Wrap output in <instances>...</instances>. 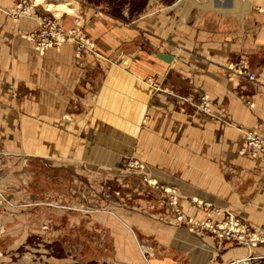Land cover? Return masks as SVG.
Listing matches in <instances>:
<instances>
[{
	"label": "rangeland",
	"instance_id": "rangeland-1",
	"mask_svg": "<svg viewBox=\"0 0 264 264\" xmlns=\"http://www.w3.org/2000/svg\"><path fill=\"white\" fill-rule=\"evenodd\" d=\"M75 1L78 2L77 16L83 18L85 23L89 21L80 13L82 7L91 8L117 21L121 24L122 33L128 30L137 34L132 41L125 42L107 57L102 52L92 54L102 66L101 69L120 68L127 74L133 73L136 63L140 66L136 59L145 52H171L180 62L178 59L183 51L173 38L179 27L193 32L195 29L199 32L205 24L215 30L217 26L219 29L226 27L228 37L234 35L235 45L242 29L245 38L247 36L254 45H257V37L264 29V0H245L246 7L236 11L232 6L233 0H212L209 3L205 0ZM0 5L6 6L1 2ZM39 9L36 17L42 11ZM74 16H67V21H73ZM147 16L150 20H164L169 28V40L175 43L164 46L162 40H157V32L148 33L145 26ZM122 36L125 37L124 34ZM151 42L155 47H151ZM262 49L261 53L251 50L243 53L245 56L239 55L256 74L264 67ZM238 59L235 56L227 66L228 76L234 84L241 80L248 83L234 76L230 69ZM169 66L164 80L168 79L169 73L175 76L181 73L172 64ZM149 74L152 75L148 73L147 78L141 79L142 84L152 83V88L158 85L155 89L161 92L173 91L164 86L165 81L158 82L156 77ZM256 82L257 79L248 84ZM118 90L116 94H123ZM94 95L89 99L95 100L98 94ZM199 99L200 96L198 106ZM81 100L55 122L57 129L26 119L21 141L16 140L21 135V126L10 125L11 129H16V133L0 131V190L6 201L1 213L3 218H0V225H4L5 230L4 234L0 233V264H152V260L160 256L158 249L161 246L175 249L180 238L200 236L188 232L186 225L176 221L164 190L155 189L149 184L151 173L147 167L150 165L146 164L138 150L143 133L135 139L132 154L115 149L112 140L88 141L80 138L82 134L84 138L89 135L97 137L103 127L97 123L99 120L94 117V111H87L85 104L88 98ZM250 103L248 107L253 109L254 104ZM179 107L175 108L177 112H181ZM106 111L109 115L119 113L114 108ZM192 111L190 109L188 113L194 116ZM30 118L37 120L35 116ZM65 121L70 124L68 128L63 126ZM109 125L105 124V127L110 128ZM145 127L146 124L141 132ZM116 135L122 137L126 133L116 132ZM7 137L10 140L4 139ZM121 143L131 144L128 141ZM7 144H11V149ZM116 153L122 157L115 156ZM242 158L249 163L248 174L236 172L240 166H244L241 162L238 165L226 158L225 164L219 165L221 170H226L228 184L223 189L227 196L221 193L220 196L228 198V204L201 200L213 207L231 210L264 234V228L257 227V223L254 222L255 225L250 218L255 215L257 221L259 218L264 220V204L258 207L255 203L259 195L264 196V159ZM263 246L255 248V254L253 250V256L245 264H264V259L255 258L256 250ZM192 250L198 252L196 247ZM218 254L217 251L215 255Z\"/></svg>",
	"mask_w": 264,
	"mask_h": 264
},
{
	"label": "crops",
	"instance_id": "crops-1",
	"mask_svg": "<svg viewBox=\"0 0 264 264\" xmlns=\"http://www.w3.org/2000/svg\"><path fill=\"white\" fill-rule=\"evenodd\" d=\"M0 2L6 5H0L1 132L16 133V129H11L10 125L21 126L20 137L14 136L21 141L22 126L27 122L26 119L57 129L58 124L55 122L64 116L62 114L68 108L73 109L80 99L85 101L88 98L85 104L87 111L93 110L94 117L99 120L97 123L103 127L99 130V136L89 135L84 138L82 134V140H112L115 149L132 154L135 139L143 133L138 150L146 164L151 166L147 167L151 173L148 180L159 181L162 186L182 193V197L179 195V206L186 217H204V213L196 209L191 199L228 204V198L220 196V193L227 196L223 189L228 184L226 170H221L219 165L225 164L227 158L231 163H244L237 173L243 175L250 171L249 163L242 158L250 156L240 155L239 150L245 143L248 130L264 131V67L257 74V82L249 85V82L242 80L234 84L228 76L227 66L235 56L240 58L242 56L239 55L251 50L261 53V48L264 50V29L257 37V45L251 44L247 36L245 38L243 29L235 45L232 38L234 35L228 37L226 27L219 29L217 26L215 30L205 24L199 32L197 29L193 32L179 27L173 38L183 51L178 59L180 62L171 52H145V55L136 59L140 66L136 63L132 67L133 73L127 74L120 68L101 69L93 52L78 58L69 45L44 54L38 53L27 40V36L38 28L35 18L14 21L6 11L19 0ZM80 10L89 21L84 27V33L94 41V52H102L107 57L137 36L128 30L122 33L120 23L91 8L82 7ZM67 16H63L62 21L69 26L72 19L67 21ZM200 21L201 17L198 23ZM145 26L148 33L155 31L159 34L157 40H162L164 46L175 43L169 40V28L164 20H150L147 16ZM150 45L155 47L153 42ZM159 54L173 56L171 64L181 73L176 76L169 73L168 79L164 80L170 66L157 58ZM148 73L156 77L158 82L165 81L164 86L173 91L161 92L155 89L158 85L152 88V83L142 84L141 79L148 76ZM233 81L236 79L233 78ZM119 88L123 94H116ZM96 89L98 93H95ZM94 94H98L95 100L89 99ZM203 94L212 99L210 116H204L198 110L197 100ZM248 102L254 104L253 109L248 107ZM178 105L181 112L175 110ZM108 108L117 109L119 113L109 115L106 111ZM190 109L194 110V116L189 115ZM29 116H35L37 120ZM100 117L104 120H100ZM105 124H111V127L106 128ZM144 124L146 127L141 132ZM116 132L126 135L119 137ZM122 141L131 144L128 146ZM7 147L11 149V144H7ZM115 156L122 157L117 153ZM255 203L258 207L263 205L264 196L259 195ZM246 210L245 214L249 218ZM2 211L0 218H3ZM250 218L253 223H257V227L264 228V220L259 218L257 221L255 215ZM198 235L180 238L175 249L161 246L158 249L160 256H156L152 264H245L251 256L244 246L219 243L207 234ZM191 246L196 247L198 252H193ZM217 251L220 254L215 255ZM255 258L264 259V246L256 250Z\"/></svg>",
	"mask_w": 264,
	"mask_h": 264
},
{
	"label": "built area",
	"instance_id": "built-area-1",
	"mask_svg": "<svg viewBox=\"0 0 264 264\" xmlns=\"http://www.w3.org/2000/svg\"><path fill=\"white\" fill-rule=\"evenodd\" d=\"M39 8L42 9V12L37 16L38 28L27 36L28 41L38 53L44 54L48 50L60 48L63 45L73 47L78 58L94 52L95 43L84 33L86 23L79 17H74L71 25L67 26L64 21L35 3V0H19L6 12L14 21H18L20 18L36 16ZM230 69L237 78L249 82H255L257 79V74L250 70L243 57L232 63ZM248 105L250 106L251 103L248 102ZM199 112L204 116L211 114V100L207 95H200ZM239 154L252 158H264V131L248 130L245 135V143L240 148ZM154 187L161 188L168 194L169 205L173 207L178 222L186 225L188 230L200 234H210L219 243L244 246L250 251V258L255 248L264 245V234L256 231L247 222L233 214L231 210L213 207L210 204L191 199V203L204 213V217L203 219H188L177 206L178 193L175 189L168 191L158 183ZM5 202L0 190V211L4 208ZM3 232L4 226L0 225V233Z\"/></svg>",
	"mask_w": 264,
	"mask_h": 264
},
{
	"label": "bare ground",
	"instance_id": "bare-ground-1",
	"mask_svg": "<svg viewBox=\"0 0 264 264\" xmlns=\"http://www.w3.org/2000/svg\"><path fill=\"white\" fill-rule=\"evenodd\" d=\"M206 2H211L212 0H205ZM35 3H37L38 5H41L43 6V8H45L46 10H48L49 12L53 13L54 16H56L57 18L63 20V16L64 15H76L74 17H79L77 16V8H78V2H76L75 0H35ZM232 3V2H231ZM247 5V3L245 2V0H243L242 2L241 1H238V0H233V8L234 10H238V9H243L245 8ZM231 6V4H230ZM264 11V10H263ZM24 18H35V20L37 21L38 23V20H37V17L36 16H32V17H24ZM81 18V17H79ZM82 19V18H81ZM28 40V39H27ZM64 46V45H63ZM52 50V49H51ZM49 51V50H48ZM47 52V51H46ZM120 89V88H119ZM121 90V89H120ZM119 91V90H118ZM66 120V119H64ZM63 126L65 128H68L70 126L69 122L65 121L63 123ZM158 182L156 181H149V184L151 186H153V188L156 189V186ZM164 188L168 189V191H171L172 189L174 188H169V187H165L163 186ZM176 190V189H175ZM177 191V190H176ZM178 193V192H177ZM165 196L168 197L167 201H168V204H169V196L168 194L165 192ZM179 199H180V196L178 194V198H177V206L178 208H180L179 206ZM198 201V200H196ZM200 203H205V202H202V201H199ZM208 204V203H207ZM171 207V206H170ZM173 209V207H171ZM181 209V208H180ZM182 211V210H181ZM200 211V210H199ZM183 212V211H182ZM185 215V214H184ZM176 216V214H175ZM188 218V217H187ZM188 219H192V218H188ZM203 219V218H202ZM176 221L177 220V216H176ZM190 233H195V232H192L190 230H188ZM196 234H200V233H196ZM253 252V251H252ZM248 262V260H246ZM246 263V262H245ZM250 264V262H249Z\"/></svg>",
	"mask_w": 264,
	"mask_h": 264
},
{
	"label": "water",
	"instance_id": "water-1",
	"mask_svg": "<svg viewBox=\"0 0 264 264\" xmlns=\"http://www.w3.org/2000/svg\"><path fill=\"white\" fill-rule=\"evenodd\" d=\"M229 1H231V0H229ZM157 58L160 60H163L164 62H166L168 64H171L174 61L173 56L168 55V54H159V55H157Z\"/></svg>",
	"mask_w": 264,
	"mask_h": 264
}]
</instances>
